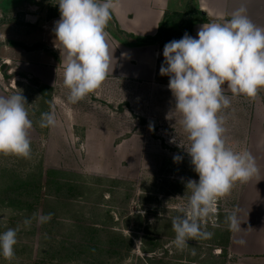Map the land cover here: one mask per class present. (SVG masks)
<instances>
[{"label":"rangeland","instance_id":"obj_1","mask_svg":"<svg viewBox=\"0 0 264 264\" xmlns=\"http://www.w3.org/2000/svg\"><path fill=\"white\" fill-rule=\"evenodd\" d=\"M44 1L37 23L38 17L26 15L36 8L20 11V5L3 7L7 15L0 22V64L7 62L2 84L8 95L21 92L33 121L30 158L0 154V233L17 230L15 257L8 261L0 255V264H264L260 256L234 254L229 231L219 224L228 215L224 212L235 208L238 182L219 199L215 223L204 226L214 233L210 239L189 240L182 250L173 243L172 218L187 206V181L198 182L199 176L186 151L188 134L166 118L171 105L164 91L148 81L107 76L101 88L72 104L58 63L56 82L48 85L54 91L41 90L44 83L35 74L53 76L44 68L52 54L41 53L51 40L44 25L55 6ZM255 99L264 107L263 90L254 99L235 97L238 104ZM53 108L56 126L41 128V113ZM227 113L222 111L225 119ZM236 131L227 137L233 142L226 140L232 150L229 142L240 145L244 134ZM176 155L182 160L174 162ZM25 181L27 192L20 195L16 190ZM62 183L70 186L59 188ZM6 193L18 204L6 206ZM34 213L53 215L39 223ZM219 232L224 237L217 238ZM129 240L128 251L122 242ZM144 246L153 250L145 252Z\"/></svg>","mask_w":264,"mask_h":264},{"label":"clouds","instance_id":"obj_2","mask_svg":"<svg viewBox=\"0 0 264 264\" xmlns=\"http://www.w3.org/2000/svg\"><path fill=\"white\" fill-rule=\"evenodd\" d=\"M57 4L60 19L54 28L59 42L56 47L64 54L67 100L75 104L101 88L109 74L112 56L106 27L114 0H58ZM246 13L241 5L223 23H204L198 38L185 33L163 49L160 75L169 77L168 88L175 98V108L166 118L173 111L180 113V123L191 142L186 151L199 176L198 182L187 181L186 189L191 191L187 206L172 218L173 243L181 250L189 240L210 239L214 233L204 226L209 220L215 223L219 199L229 195L236 182L247 183L258 173L249 151L236 152L227 146L225 117L221 114L231 104L225 85L233 96L252 99L264 89V27L253 23ZM27 104L21 92L0 96V154L30 158L33 123ZM56 123L54 108L41 113V128L55 127ZM175 142V138L170 140ZM173 159L179 162L182 157ZM52 215L33 214L39 223L48 222ZM225 223L233 231L241 228L235 211L225 217ZM24 224L30 225L31 220L25 219ZM16 243V229L0 233V255L5 260L14 259Z\"/></svg>","mask_w":264,"mask_h":264},{"label":"crops","instance_id":"obj_3","mask_svg":"<svg viewBox=\"0 0 264 264\" xmlns=\"http://www.w3.org/2000/svg\"><path fill=\"white\" fill-rule=\"evenodd\" d=\"M188 1L190 0H114L112 18L107 25L109 29H106L109 33L108 45L112 56L108 76L151 82L155 90L164 91V101L171 105L166 110L169 112L175 108V98L168 88L169 80H165V77L160 75V67L164 63L163 49L165 43L159 40L142 43L137 38L128 35H134L138 38L155 37L159 32L160 23L164 19L166 12L182 11ZM192 1L196 8H199L207 15L210 22L220 23L230 19L231 14L241 5H244L247 9L246 14L253 23L264 27V0ZM51 2L55 6L56 11L53 12L50 18L46 17L45 21L47 23L44 25L46 37H50L51 40L46 46L47 49L43 50L41 55L52 54V61L44 68H48L49 75L52 72L53 76L47 78L43 74H35L42 83L47 85L55 84V75L57 74L55 66L58 63V65L61 64L60 66L63 67L64 60V54H61L57 48L59 47V42L56 41L54 33L55 22L60 19L58 0H51ZM44 3V0H22L16 3H13L12 0H0V22H3L7 15L3 7L20 5L18 6L20 11L29 7L36 8V11L26 15L38 17L37 23L40 20L39 16L42 15L38 10H42L41 7L44 6ZM49 22L50 25L48 24ZM204 23L206 22L196 23L190 36L198 38L197 33ZM32 24L35 25L34 23ZM50 31L51 33H49ZM179 39L181 38L175 40ZM53 62L54 66H52ZM4 64L7 67V62H4ZM2 72L0 64V73ZM225 90L228 91L226 96L231 99L230 107L224 109L228 110V119H225L224 124L226 129L224 133L225 139L233 142L231 137H227L235 129L244 133L240 140L236 139L241 143L240 145L235 142V144L229 142V146L231 144L236 152L249 151L255 157L258 173L247 183L238 182L239 188L234 196L236 200L235 208L224 212L230 214L235 211L241 228L238 231H233L229 229L225 221L224 224L221 222L219 224L222 228L228 229V243L234 254L260 256L262 262H264V107L263 103L257 99L251 102L248 101L246 104H238L235 100L236 96L231 95L232 93L226 88V85ZM0 96H10L2 84L1 77ZM242 113L244 115H241ZM167 114L166 112V116ZM222 115L224 116V114ZM167 120L174 126L177 125L179 129L182 126L180 123L181 115L178 112L173 111ZM241 240L244 241L243 244L240 243Z\"/></svg>","mask_w":264,"mask_h":264},{"label":"trees","instance_id":"obj_4","mask_svg":"<svg viewBox=\"0 0 264 264\" xmlns=\"http://www.w3.org/2000/svg\"><path fill=\"white\" fill-rule=\"evenodd\" d=\"M49 6V5H48ZM56 11V9H55ZM53 14V13H52ZM52 16V15H51ZM187 21V22H186ZM110 22V21H109ZM108 22V23H109ZM198 22H210L209 18L207 17L206 14H204L202 12V10H200L199 8H196L194 6V3L192 0L188 1L186 7L182 10V11H167L164 19L162 20V22L160 23V29L158 34L155 37H149V38H138L135 37L134 35H128L130 37H134L137 38L138 41L140 42H145L147 43L148 41H161L162 43H167L170 42L172 40H175L177 38H182L184 36L185 33H187L188 35L192 34V30L193 27L196 23ZM108 25V24H107ZM106 29H109L108 26L106 27ZM1 69L4 71V69H6V65L5 64H1ZM41 90L48 92H53L54 89L51 86L48 85H40ZM42 92V95L45 97L47 96L48 98H52L51 95H48L46 92L40 91ZM33 122V121H32ZM35 126V125H34ZM37 128V126H35ZM22 187L20 188V190H16V192H18L20 195H23L27 192L26 187L28 185V182H22ZM63 186H67L69 187L70 184L69 183H62L59 185V188H64ZM9 193H6V197L8 199V201L3 202L6 206L8 205H14V204H18L17 201H12V198L10 199V196L8 195ZM38 200V198H37ZM219 221V218H218ZM216 237H224L223 236V232H219L218 234H216ZM229 237V236H228ZM227 237V239H228ZM125 244V247L129 250H131L132 246H133V242L131 240L124 241L122 242ZM88 245L85 246V248ZM19 246H17L18 248ZM145 252H151L153 250V247L150 248H146L145 246L143 247Z\"/></svg>","mask_w":264,"mask_h":264},{"label":"water","instance_id":"obj_5","mask_svg":"<svg viewBox=\"0 0 264 264\" xmlns=\"http://www.w3.org/2000/svg\"><path fill=\"white\" fill-rule=\"evenodd\" d=\"M264 91V89H262ZM150 124L154 125L156 124V120L155 119H150Z\"/></svg>","mask_w":264,"mask_h":264}]
</instances>
